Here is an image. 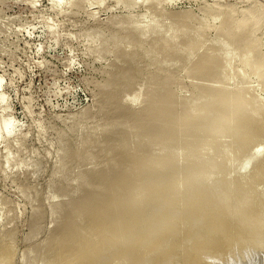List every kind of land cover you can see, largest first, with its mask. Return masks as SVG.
Wrapping results in <instances>:
<instances>
[{
    "label": "rangeland",
    "instance_id": "1",
    "mask_svg": "<svg viewBox=\"0 0 264 264\" xmlns=\"http://www.w3.org/2000/svg\"><path fill=\"white\" fill-rule=\"evenodd\" d=\"M122 1L0 0V79L4 82L2 91L9 97L3 118L14 117L18 122L11 134L0 132V264H264V71L258 73L264 66V0H173L156 5H145L143 0ZM228 13L260 17L256 27L261 29L254 36L256 58L252 60H261L262 66L252 60L247 66L249 61L244 58L254 57V50L243 51L244 37L236 45L224 47L229 26L215 29ZM182 20H186L187 36L176 43L183 51L197 44L194 55L198 54V61L208 53L211 61H221L223 51L230 50L232 61L216 82L220 85H215L226 84L228 93L243 96L246 103L242 112L234 117V109L223 106L217 120L205 117L203 130L195 131L196 124H188L182 131L187 133L184 141L179 137L182 135H176L175 142L156 147L153 160L160 162L155 166L161 171L152 172L150 166L141 172L144 186L150 189L144 190V203L138 202L135 209L124 207L125 214L134 220L128 232L121 230L123 221H117L113 241L98 244L101 239L89 233L80 216V239L89 240L93 249L78 251L81 242L74 241L63 245L55 257L51 242L45 243L54 236L61 214L52 204L57 199L56 205L75 200L79 192L71 183L73 170H78L74 164L66 173L68 161L62 162L58 134L63 133L60 142L65 152L78 142V130H91L103 94L100 85L121 77L129 67L142 73L138 72L136 84L119 94L127 108L139 105L155 75L169 72L180 82L173 84L180 107L186 98H196L194 84L201 87L208 81L193 73L194 57L190 65L179 59L172 68L173 55L163 56L160 65L151 59L159 45H170L155 33L167 24L177 27ZM200 24L205 25L202 37L196 34ZM144 29L147 34L142 40L139 33ZM144 48H151L152 53L139 60ZM254 64L261 67L257 70ZM251 68L257 72L251 74ZM238 89L243 91L238 94ZM196 100L205 101L202 97ZM215 123L220 126L212 130ZM107 145L106 138L100 141L102 148ZM196 147V151L201 148L197 153L203 154L194 155ZM96 150L91 148L93 154ZM174 152L180 154L175 157ZM103 157L97 155L100 163L105 161ZM173 157L177 159L170 163ZM244 162L249 166L244 167ZM185 174L191 179L184 180ZM66 186H71L66 189L68 194L61 193ZM41 214V226L35 231L33 223ZM67 249L74 254L66 253Z\"/></svg>",
    "mask_w": 264,
    "mask_h": 264
},
{
    "label": "bare ground",
    "instance_id": "2",
    "mask_svg": "<svg viewBox=\"0 0 264 264\" xmlns=\"http://www.w3.org/2000/svg\"><path fill=\"white\" fill-rule=\"evenodd\" d=\"M115 2L118 4V3L124 2V1L115 0ZM127 2H129V1H127ZM170 2H173V0H143V4L154 3L155 5L156 4H162V3H164V4L168 3L169 4ZM131 4H132V1H131L130 5ZM125 5H126V3H125ZM125 5L122 4V6H123L122 8H125V9L128 8ZM155 5H153V6H155ZM147 6H149V5H147ZM167 8H169V7H167ZM150 10H152V9L150 8ZM158 10H160V9H158ZM166 10H168V9H166ZM166 12L167 11H165V13ZM223 17H225V18H223ZM223 17H222L223 20L221 19L222 21L220 20L219 25L216 26L217 29H215V28L214 29L215 30H221V28L223 26H226V24L229 26V31H227L226 39H225V41L223 40L224 45H225L224 47L230 48L231 45L232 46H233V44L236 45L238 43V40H241L244 37L245 38L244 41L246 39L247 40L244 43L245 49H243V51L248 52V53H249V51H251V53H252V49H253L254 50L253 54H254L255 53V46L254 45H256V43H257L256 40L254 39L256 37H254V36H255V33L261 29V28L258 29L256 27V25L258 24V21H261L260 17H255L254 14L252 16V13H241L240 15L237 13H235L234 15L228 13L227 16H223ZM206 18H207V16H206ZM212 20L214 21V19H212ZM159 21L157 20L156 23H158ZM185 21L186 20L180 21L177 27H174V26H176V24L172 25L174 23L171 22L172 24H167L164 26V28L161 27L155 33L157 36H159V37L161 36L170 45H168L166 48H165V46L162 47V45H159L155 50H153L154 56L152 55L151 59L153 62H155V64L160 65V64L164 63L163 62L164 59H162L163 56L173 55L175 61L172 64H170L171 68L175 66L177 60H179V59H183V61H185L186 63H189V65L191 62L196 60L197 62L195 61L193 63L194 64L193 73L194 74L200 73L201 76L204 78V80L208 81V82L204 81L202 83L207 84L210 82L209 83L210 85L208 86V84H207L208 87H206V84H205V86L202 85L203 87L202 86L196 87V86L200 85L199 83L196 82L195 83L196 85L194 84V86H193L194 89L193 88H191V89H193L194 96L196 98L197 97L204 98L205 99L204 102H202V103H200V101L197 102L196 98H193L192 101L191 100L186 101V100H188L186 98L185 102H183L182 106L180 107L179 103H178L179 102L178 98L175 96L174 91H173L174 90L173 84L175 83L176 78H175L173 73L169 72L166 76L155 75L153 77V80L152 81L150 80L149 88H148L147 92L145 93L143 100L139 103V105L137 107L127 108V106L123 105L122 99L120 98L119 94L125 88L130 86L131 84L133 85V84L137 83V78H138L137 75L139 72V70H137V72H136L134 69L129 67V68H126L124 70V72H122L123 74L121 77L116 78L114 80L112 79L111 82H109V80H105V82L103 81L104 83L100 85V91L103 94L101 96V101H100L98 108L96 109V112L94 115L97 119V122H96V125L93 128H91V130H89L88 132L85 131L83 128L78 130L80 133V135H78V142L72 144L70 147H67L68 149L65 148L66 149L65 152L62 151L63 150V148H61L62 143L60 142L63 139V135H62L63 133L61 131L58 134V142L60 143L59 149L62 152V162H65V160L68 161V163L66 164V169H68V170H65L66 173H68L69 170L71 171V167L74 164L78 167V169H77V167L75 166L76 170H78L77 173L75 172V169L73 170L74 174H72V175H75V177L73 178V181H71L72 179L69 181H71V183H75V185L77 187H79V192H78V196L76 197L75 200L71 199L72 202L69 199L68 201H65V202L63 201L64 204H61L59 202L58 205H56L57 200H59L56 197V199H57L56 202L52 204L55 207L57 206V208L60 209L59 211H61L60 212L61 214L59 216V221L57 223V227H56V231H55L54 236L47 239L45 241V243L47 241L51 242L49 244L53 245V252L52 253L54 254L55 257H57L58 251L62 248L63 245H67V244L71 245V243H73L74 241H80L81 242L78 245V247H79L78 251L84 250V249H89V248L93 249V247L90 246L91 244H90L89 240H81L80 239L79 230H78V222H77V218H79L80 216H82V218L84 219V222L86 224V228L88 229L89 233H91L92 236H96V237H99L101 239V242H99L98 244L103 245L104 243L108 244V243H111V241H113L114 233L118 232L117 228L115 227V224L117 221H123V224L121 226L122 227L121 230H126L128 232V229H130L131 223H133L134 220H133L132 216L125 214V211H126L125 208L128 210L129 208H132V207L133 208L138 207L139 204H137V203L141 202L142 200L145 199L144 190L146 189V187L148 185L144 186L146 184L145 179H144L145 177H142L141 172L145 171V169L150 167V166L152 167V169H151L152 172H156L159 170L158 167L156 168V166H155L156 165L155 163L158 160H155V161L153 160L154 158L157 157L156 155L154 157V154H153V153H155L154 151H155L156 147H157V149H159L160 146H165V145H163V143H165L167 141H170L169 143L173 142L174 140H172V139L176 135H182L179 137L183 138L182 141H184V137H185V135L187 137V133H183L182 131H183V127L188 125V124L192 125L193 123H195L196 124L194 127L195 131L203 130L205 125L202 123V121H204L205 117L209 115V116L215 117L214 119L217 120L218 112L221 110V108L223 106L228 107V109L229 108L234 109L231 112V113H234V115H233L234 117H238L239 115H237V114L242 112L241 107L243 106V103L245 101L244 97L243 96L241 97V96L234 94V93H231V92L228 93L226 90L229 89V86L227 87L226 84H224L222 86H216L219 84L216 82L220 81L221 76L223 75L224 71L227 69L228 65L232 61V58H231L230 53H229L230 50H228L229 52L223 51L224 55L222 54L223 56H222V59H220L221 61H219V60H217L216 62L214 60L211 61V53L206 54L204 59H201L198 61L197 59H195V56H197L198 54L194 55V53L198 50V47H199L197 44H192L187 50L183 51V49L178 45L180 43L179 42H178V44L176 43V41L178 39L184 38L185 36H187L186 35L187 30H185V24H186ZM204 24H202V25L200 24L199 27L197 26L198 29L196 31V34L198 35V37H202L203 34L205 33V25ZM230 24H231V27H230ZM49 27H51V26H48V29H49ZM147 27L148 26H145L144 28H147ZM145 30L146 29L142 30L139 33V38L142 40L145 37V35L147 34V33L145 34ZM208 30H209V28H208ZM149 40H150V38H149ZM151 44H153V43H151ZM119 45H120V43H119ZM131 49H133V48H131ZM243 51H241V52H243ZM151 53H152L151 48L142 49L141 54H139V60H143L144 58H146V56L150 55ZM235 53H234V56H236ZM239 54H237V55H239ZM246 55H248V54L246 53ZM256 55L258 56V53ZM127 56H129V55H127ZM243 56H245V54ZM253 56L254 57H252V58H250L251 57L250 56L249 57L250 59L248 58V56L246 59L243 57L244 61L247 59L249 61V60H252L253 58H256L255 54ZM125 57L126 56H124V57L121 56V58H125ZM193 57H194V60H193ZM260 57L261 56H259V59H260ZM261 58H262L261 60L263 61L264 57H261ZM239 59H241V57ZM261 60H259V61L257 60L258 62L256 60H252V61L260 64L262 62ZM122 61L124 62V60H122ZM214 62L216 64L211 65ZM247 63H248L247 64V66H248L250 64V61ZM257 63H256V65H257ZM251 64H252V62H251ZM262 64H264V63H262ZM262 64H260V65L262 66ZM256 65L254 64L255 69H257L258 67H261L260 65L259 66H256ZM245 66H246V64H245ZM254 66H252V67H254ZM117 67H119V66H117ZM239 69H241V68H239ZM247 69H249V68L247 67ZM263 69H264V66L261 67L260 71L257 69L258 73L261 71H264ZM121 71H123V70L121 69ZM146 71H148V70H146ZM182 71L184 72L185 69H183ZM234 71H235V69H234ZM240 71L242 72V70H238L239 74H241ZM248 71L251 74H253V73H255L256 70L254 72H253V69L248 70ZM160 72H162V71H160ZM186 72H187V70H186ZM139 73H142V72L140 71ZM165 73H166V71H165ZM258 73H256V74H258ZM262 73L264 75V72H262ZM262 73L260 75H262ZM256 74L251 75V76L254 77V76H256ZM190 75H192V74H190ZM226 75H227V72H226ZM260 75H258L259 78L262 77ZM178 78H181V77L179 76ZM181 79H180V81H181ZM201 81H198V82H201ZM225 81L227 83V81H229L228 78H226ZM262 83L264 85V82H262ZM197 84H199V85H197ZM245 85L246 86H245L244 91L246 90L247 85H250V84L248 83ZM239 86H241V85H239ZM239 86H237V87L241 88ZM242 89H238L239 90L238 94L241 93L240 91ZM186 91L187 90L185 89V95H187ZM223 92H224V94H223ZM221 93H222V95H221ZM243 99H244V101H243ZM209 113H211V114H209ZM227 121L228 120H226V122ZM225 123H224V125H225ZM218 124L219 123H215V125H213V127H212V130H215V127L220 126ZM104 138L109 140V145H107L106 148H102L100 146V141L103 140ZM175 140L177 141L179 139H175ZM186 140H187V138H186ZM102 142H104V141H102ZM105 143H107V142H105ZM166 145H167V143H166ZM94 146L97 148L96 154H93L91 151V148ZM197 147L194 149L195 151H196ZM161 148H160V150L162 151ZM166 149H168V148H166ZM202 149H203V147H202ZM198 150L201 151V148ZM193 151H192V153H193ZM197 151L195 152L196 154H194V153L193 154L199 155V153H201V152L197 153ZM158 153L157 154L160 155V151ZM172 153H173V151H172ZM174 153L176 154V152H174ZM98 154H101L104 156L103 157V159H105L104 162L100 163L98 161V159H97ZM163 154H164V152H163ZM178 154H180V153H178ZM178 154H176L175 157ZM201 154H203V152ZM183 155H185V154H183ZM175 157H173V158H175ZM176 159L177 158H175V159L170 158L169 162L171 163L172 162L171 160H176ZM160 161H162V160H160ZM249 161L247 163H250ZM157 163H160V162L158 161ZM247 163H245V162L243 163L244 167H245V164H247ZM246 166L248 167L249 165L247 164ZM87 167H89V168H87ZM241 168H242V166H241ZM159 171H161V170H159ZM186 172H187V170H186ZM186 172H184V173H186ZM182 175L184 177V174H182ZM190 175L193 176L192 173ZM185 176H186V174H185ZM183 177L181 176L180 179L182 180ZM189 177L190 176H188V177L186 176V178H188V179H186V178L185 179L183 178V179L189 180V179H191ZM65 182L68 183L67 181H65ZM60 185L61 184H59L58 186L60 187ZM170 185H172V184H170ZM58 186H56V187H58ZM66 187L61 188L60 192L61 193L66 192V194H68L66 189H69L71 186H66ZM148 187H147V189H150ZM171 188H173V187H171ZM171 190L174 191L173 189H171ZM171 190H170V193L172 192ZM147 193L148 192H146V194ZM54 197H55V195H54ZM149 198H152V197H149ZM149 198H147V201L155 199V198H153V199H149ZM54 200H55V198H54ZM155 200H157V199H155ZM67 202H70L69 204L74 203L75 204L74 207L68 208L69 204ZM145 202H146V200H145ZM60 204H61V206H60ZM133 204H136V205L134 206ZM131 205H132V207H130ZM52 208H53V206L51 207V209ZM43 215L44 214H41L38 217H36V219L33 223V226H32L35 231L39 230V229H35V228H39L41 226L39 224L41 223V221L43 219ZM133 217H135V216L133 215ZM249 220H250V218H249ZM171 230H173V229H171ZM134 233H137V232H134ZM138 241H140V240H138ZM66 253L74 254V252L70 251L69 249L66 250ZM69 254H63L61 256H67ZM61 256H59L57 259H59ZM65 258L66 257H62L61 260L65 259ZM90 258H92V257L90 256ZM0 259H1V257H0ZM79 259H80L79 256H77L76 260H79Z\"/></svg>",
    "mask_w": 264,
    "mask_h": 264
},
{
    "label": "clouds",
    "instance_id": "3",
    "mask_svg": "<svg viewBox=\"0 0 264 264\" xmlns=\"http://www.w3.org/2000/svg\"><path fill=\"white\" fill-rule=\"evenodd\" d=\"M4 82L0 79V132L4 134H11L12 129L18 123L14 117L3 118V113L8 111L6 107L8 103V94L2 91Z\"/></svg>",
    "mask_w": 264,
    "mask_h": 264
}]
</instances>
